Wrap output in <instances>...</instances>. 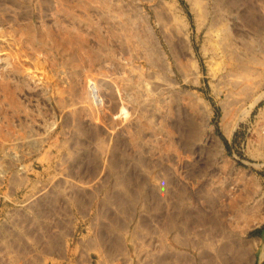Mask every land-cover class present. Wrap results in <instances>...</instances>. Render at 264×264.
Returning a JSON list of instances; mask_svg holds the SVG:
<instances>
[{
	"label": "rangeland",
	"instance_id": "obj_1",
	"mask_svg": "<svg viewBox=\"0 0 264 264\" xmlns=\"http://www.w3.org/2000/svg\"><path fill=\"white\" fill-rule=\"evenodd\" d=\"M104 1L0 0V263L221 264L234 231L258 264L264 65L232 70L208 30L219 14L241 48L260 40L264 0H201L204 22L192 0ZM249 192L259 224L213 221Z\"/></svg>",
	"mask_w": 264,
	"mask_h": 264
},
{
	"label": "bare ground",
	"instance_id": "obj_2",
	"mask_svg": "<svg viewBox=\"0 0 264 264\" xmlns=\"http://www.w3.org/2000/svg\"><path fill=\"white\" fill-rule=\"evenodd\" d=\"M191 2V5H192V7H193V10H195V12H196V15H197V18H198V20H200V21H205L208 17H209V9H208V4L207 3H205V2H202L201 0H192V1H190ZM114 3V0H105L104 1V7H107V6H109L110 8H111V10L115 13V14H117V16H124V14L126 13L125 12V9H124V7H122V6H120V5H115V4H113ZM219 15V14H218ZM217 15V16H218ZM217 16H216V18H217ZM216 18H215V20H212V21H214L213 22V24H211L210 25V27H209V30H208V32H209V36L210 37H216V35H215V32H216V30L217 31H221V33L223 34L221 37H218L219 38V42H220V44H221V50H222V53H223V56H224V58H226V59H229V60H231V61H233V62H235L236 64H234V65H232L231 67L233 68L232 70H235V71H242V72H246L247 71V69L249 68V66L248 65H253V66H256V68L257 67H259V66H263L264 65V63H263V61L260 59V57H259V53L260 52H262V51H264V33L263 32H261L258 36L259 37H262V38H259L260 40H255L254 42H251V43H249V42H247V43H245V44H243V47L241 48L239 45H238V43L237 42H235L234 41V39H233V37H232V35H231V33L228 31V28H227V26L226 25H224V24H226L225 22H224V20L222 21H220V19H218V20H216ZM218 18H219V16H218ZM221 18H222V16H221ZM134 22H130V23H127L126 24V26L124 27V30H123V32H122V35H120V36H117L118 38H120V40L122 41V40H125L126 39V41H131L133 44L135 43V42H137V40H138V38L141 36L140 35V32H139V30H138V28H136V26L133 24ZM220 25H221V28H220ZM226 26V28H227V30L226 29H224L222 26ZM220 33V34H221ZM215 35V36H214ZM260 35H262V36H260ZM45 36H47V37H52L51 36V33L50 32H46V34H45ZM218 36V35H217ZM34 37V36H33ZM137 38V39H136ZM214 39H216V38H214ZM257 39V38H256ZM185 40V39H184ZM188 41V40H187ZM212 41V40H211ZM218 41V40H217ZM257 41V42H256ZM210 42V41H209ZM218 42V43H219ZM216 43V42H215ZM61 45H64L63 43H61ZM216 45H217V43H216ZM212 46V45H211ZM217 47V46H216ZM215 47V48H216ZM84 48V47H83ZM82 48V49H83ZM84 50H87L88 51V49H86V48H84ZM217 51H219V50H217ZM190 52H191V50H190ZM218 53H220V52H218ZM88 54L89 55H93L94 53H93V51L92 50H89L88 51ZM262 54V53H261ZM97 54H95V56H96ZM222 55V54H221ZM264 55V54H263ZM98 56V55H97ZM219 56H220V54H219ZM262 56V55H261ZM218 57V56H217ZM149 58H150V56H149ZM157 61H158V55L156 54V52L153 50V66L154 65H156V63H157ZM192 62V61H191ZM222 64H224V63H222ZM227 64V63H226ZM227 66V65H226ZM228 67V66H227ZM252 68V67H251ZM180 69H181V71H183V73L185 74V78H184V80H185V82L186 81H190L189 80V75L190 74H188V72L191 70V64H189V61L188 62H186V63H183L182 61H181V64H180ZM259 69V68H258ZM197 71V70H196ZM251 71V70H250ZM239 72V73H240ZM249 72V71H248ZM248 72H246V73H248ZM255 72V71H254ZM241 75V74H240ZM91 78H92V75L90 76ZM89 77V78H90ZM90 80V79H89ZM88 80V83L85 85L86 86V88H85V91L87 92V93H89V90H90V85H91V81L92 80H90L89 81ZM191 82V81H190ZM189 82V83H190ZM187 83V82H186ZM193 84H194V82H193ZM5 86L6 85H4V86H2V88H4L3 90H4V93H5V95L6 96H9L8 98L11 100V102L13 103L14 102V98L13 97H11L10 96V92L9 91H7V89L5 88ZM9 94V95H8ZM262 98V96H260V97H258L256 100H255V102L254 103H257V102H259V100ZM13 104H15V102L13 103ZM100 149H101V151H103V149H104V145L103 144H101L100 145ZM252 188V187H251ZM219 194H220V192H218ZM252 193V192H251ZM251 193L249 192L248 194H246L245 196H243V195H239V194H237L238 196L236 197V196H234V195H236L235 193H234V195H232L233 197H231L229 200H228V204H222V205H224L225 207H226V209H220L218 212V217H217V220L216 219H213V221H220V220H222L223 219V217L226 215L227 217L226 218H228V222H230L231 223V225H232V227H234V228H236V227H238L240 224H243V226L245 227H247V226H250L251 224H259V220H260V218H259V216H258V212H259V205L257 204V205H250V203H249V200H251L252 199V195H251ZM245 194V193H244ZM254 195V194H253ZM230 197V196H229ZM221 198V197H220ZM210 199V198H209ZM215 199V198H214ZM221 200H222V198H221ZM224 200V199H223ZM222 200V202H224ZM211 201V200H210ZM210 201H209V204H210ZM217 202H219L218 200H217ZM221 202V201H220ZM251 202V201H250ZM212 203V202H211ZM227 203V202H226ZM218 205L220 204V203H217ZM220 204V205H221ZM211 205V204H210ZM209 205V206H210ZM216 205V204H215ZM219 205V206H220ZM218 206V207H219ZM224 207V208H225ZM212 209H213V207H211ZM219 208H222V206H220ZM215 209V208H214ZM216 210V209H215ZM229 214H228V213ZM190 214V213H189ZM189 216V215H188ZM190 216H192L191 214H190ZM189 216V217H190ZM195 216H197V215H195ZM212 216H214V215H212ZM184 217V216H183ZM187 217V216H186ZM186 217H184V221H185V219H188V218H186ZM194 217V216H193ZM198 217V216H197ZM172 218H174V217H172ZM175 219V218H174ZM193 221H195L196 219H195V217H194V219L193 218H191ZM210 219H211V217H210ZM207 220V219H206ZM175 221V220H174ZM192 221V222H193ZM197 221L198 220H196V223H197ZM203 221V220H202ZM20 222V221H19ZM186 222H190L189 220H187ZM192 222H191V224H192ZM210 222V221H209ZM221 222V221H220ZM183 223H185V222H183ZM195 223V222H194ZM190 224V225H191ZM215 224H216V222H215ZM219 224V223H218ZM17 225H20V224H17ZM22 225V224H21ZM215 226V225H214ZM22 228V227H21ZM24 228V227H23ZM24 231H25V229H24ZM35 231V230H34ZM27 232V231H26ZM230 233V240L227 242V244H225V246H223V247H220V248H218L217 250H216V253L214 254V255H216V257L219 259V260H221V264H248V261H249V253H248V250L251 248V246H250V244H249V242H245V244L244 245H238L237 244V240H234V239H236L237 238V232H229ZM26 234H28V232L26 233ZM28 235H31V233L30 234H28ZM39 236V235H38ZM236 237V238H235ZM7 239V238H6ZM9 239V238H8ZM1 240V239H0ZM10 240V239H9ZM39 240V239H38ZM52 242V241H51ZM8 243H11V242H8ZM39 243V242H38ZM55 244V243H54ZM249 244V245H248ZM10 245H12V244H10ZM53 245V244H52ZM41 246V245H40ZM58 246V245H57ZM52 247V246H51ZM55 247V246H54ZM10 248L12 249V250H16V248L14 247V246H10ZM7 249H9L8 247H7ZM11 249H9V250H11ZM57 249V248H56ZM14 250V252H16L17 253V251H15ZM55 251V250H54ZM11 252V251H10ZM13 252V251H12ZM8 253V252H7ZM12 254V253H11ZM10 254V255H11ZM207 252L206 253H203L202 255L200 254L199 256V258L200 259H202V262L200 261L199 262V264H216L215 262H214V258L215 257H212V255H211V257L210 258H208L207 257ZM13 255H16V254H13ZM209 255V256H210ZM12 256V255H11ZM14 258V257H13ZM21 258V257H20ZM11 259V258H10ZM37 259V258H36ZM176 259V258H175ZM213 260V262H212V260ZM177 260V259H176ZM175 260V262H172L173 260H171V261H168V262H166V264H186V263H184V262H182V258H179L177 261ZM211 260V261H210ZM7 261V260H6ZM208 262V263H207ZM211 262V263H210ZM9 263V262H8ZM218 263V262H217ZM1 264V263H0ZM11 264H16V260L15 259H13V261L11 262ZM189 264V263H188ZM191 264V263H190Z\"/></svg>",
	"mask_w": 264,
	"mask_h": 264
},
{
	"label": "crops",
	"instance_id": "obj_3",
	"mask_svg": "<svg viewBox=\"0 0 264 264\" xmlns=\"http://www.w3.org/2000/svg\"><path fill=\"white\" fill-rule=\"evenodd\" d=\"M150 257V256H149ZM259 259V263L258 264H264V242L262 243V250H261V253L258 257ZM138 259L136 258L134 264H142V258L139 260V262L137 261ZM153 261L152 257L150 258V261L148 262H143V264H151V262Z\"/></svg>",
	"mask_w": 264,
	"mask_h": 264
}]
</instances>
